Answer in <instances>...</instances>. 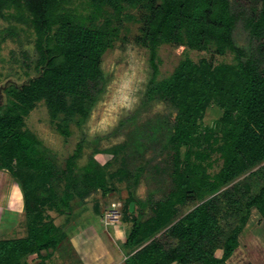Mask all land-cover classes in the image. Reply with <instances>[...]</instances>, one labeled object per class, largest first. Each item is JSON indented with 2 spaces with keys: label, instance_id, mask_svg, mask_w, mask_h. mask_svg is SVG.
<instances>
[{
  "label": "trees",
  "instance_id": "obj_1",
  "mask_svg": "<svg viewBox=\"0 0 264 264\" xmlns=\"http://www.w3.org/2000/svg\"><path fill=\"white\" fill-rule=\"evenodd\" d=\"M72 1L0 0V19L12 8L29 13L40 70L28 83L10 86L8 101L0 106V171L22 191L28 229L23 237L0 239V264L53 261L67 234L47 208L71 212L75 197L113 192L109 178L127 181L131 191L124 212L131 222L127 264H228L252 210L264 214V0H85L94 7L93 16L106 9L119 16L128 6L145 10L138 40L148 47L153 68L146 101L165 100L177 109L169 144L149 140L153 155L143 165L129 162L124 145L114 148V157L123 155L116 171L112 162L101 165L93 156L80 167L83 142L61 169L51 149L24 127L25 116L45 101L68 137V127L57 121L61 115L87 118L106 90L101 64L115 28L87 26L69 6ZM240 26L248 35L246 45L237 41ZM164 43L231 52L235 61L216 65L185 56L171 76L159 79ZM216 100L224 108L217 130L203 129L200 122ZM214 152L223 165L209 174L205 161ZM148 171L158 185L140 198L136 187ZM198 200L181 214L183 206Z\"/></svg>",
  "mask_w": 264,
  "mask_h": 264
},
{
  "label": "rangeland",
  "instance_id": "obj_2",
  "mask_svg": "<svg viewBox=\"0 0 264 264\" xmlns=\"http://www.w3.org/2000/svg\"><path fill=\"white\" fill-rule=\"evenodd\" d=\"M69 6L77 10L79 16L84 17L87 26L104 25L115 28L116 35L112 46L104 53L101 64L107 80L106 90L87 118L81 115L66 118L61 115L57 121L63 122L68 127L70 131L68 137L58 130L45 101L38 102L25 116L24 127L36 134L51 149L61 169L64 168L66 158L75 151L79 142L84 143L82 155L78 159L80 167L87 164L93 156L101 165L112 162L110 169L116 171L122 167V157L127 153L131 164L143 165L145 158L153 155L149 140L158 139L161 144H169L172 134L171 121L177 116L175 106L165 100L146 101L153 68L150 64L148 47L138 40L142 34V16L145 10L128 6L119 16L114 14L112 9L103 10L98 16H93L95 9L85 0H73ZM28 14L24 11L20 15L16 8H12L7 10L4 18L0 19V106L2 107L8 101L6 90L10 86H22L40 74L36 65L37 35ZM109 20L111 25L107 24ZM236 37L240 44L248 43V35L241 26L236 32ZM158 53L159 79L171 76L185 56L191 57L195 62L203 58L213 60L216 65L235 61L231 52L220 55L214 51L197 50L186 45L171 43L162 44ZM223 113L224 108L217 100L213 101L200 122L202 128H212L216 131ZM121 145L126 147L123 155L114 157L112 150ZM184 151L185 148L182 149V154ZM222 165L223 159L219 152L212 153L205 161L209 174L217 173ZM149 174L150 171L142 175L136 187V194L140 198H145L148 192L158 185ZM9 178L7 171L0 172V189L8 185ZM128 184L127 181L118 178H109V186H115V191L103 193L99 189L90 192L84 200L75 197L71 212L59 213L51 207H48L46 212L58 225H64L66 234L80 228H84L87 234L103 228L110 234H117L118 241L124 240L121 249L126 255L129 249L125 247V242L131 229V222L124 216L131 192ZM198 202L199 200L183 206L181 214L192 210ZM96 206L100 209L99 212L95 210ZM116 214L119 215L118 218ZM9 218L12 216L7 213L5 221L0 224L1 235L9 230L8 221H11ZM25 222L24 217L17 228L20 236L27 234ZM63 246L65 244L61 248ZM216 255L221 256L222 250H218ZM56 256L49 264H62V257ZM247 263L264 264V214L256 208L252 210L250 221L240 235V246L228 261V264Z\"/></svg>",
  "mask_w": 264,
  "mask_h": 264
},
{
  "label": "crops",
  "instance_id": "obj_3",
  "mask_svg": "<svg viewBox=\"0 0 264 264\" xmlns=\"http://www.w3.org/2000/svg\"><path fill=\"white\" fill-rule=\"evenodd\" d=\"M0 172L4 173V171ZM10 178L7 179L8 185L0 189V224L5 221L7 213L11 214L12 218L8 221L10 224L8 232L0 234V239H16L25 236H20L17 232V228L25 217L23 194L18 183ZM16 193L21 198L19 201L15 200ZM113 234L105 228L96 229L90 234H87L84 228L76 229L67 234L56 255L62 257V264H78V262L81 264H127L126 255L121 249L124 240L118 241V235ZM63 244L65 246L61 248ZM56 255L54 258L57 257Z\"/></svg>",
  "mask_w": 264,
  "mask_h": 264
},
{
  "label": "bare ground",
  "instance_id": "obj_4",
  "mask_svg": "<svg viewBox=\"0 0 264 264\" xmlns=\"http://www.w3.org/2000/svg\"><path fill=\"white\" fill-rule=\"evenodd\" d=\"M21 198H20V196L18 195V193H16V198H15V200L16 201H19Z\"/></svg>",
  "mask_w": 264,
  "mask_h": 264
},
{
  "label": "water",
  "instance_id": "obj_5",
  "mask_svg": "<svg viewBox=\"0 0 264 264\" xmlns=\"http://www.w3.org/2000/svg\"><path fill=\"white\" fill-rule=\"evenodd\" d=\"M0 103H1V102H0ZM133 207H134V204L132 203V204H131V209H133Z\"/></svg>",
  "mask_w": 264,
  "mask_h": 264
},
{
  "label": "built area",
  "instance_id": "obj_6",
  "mask_svg": "<svg viewBox=\"0 0 264 264\" xmlns=\"http://www.w3.org/2000/svg\"><path fill=\"white\" fill-rule=\"evenodd\" d=\"M116 215H117V218H118L119 215L118 214H116ZM110 216H112V215H110ZM115 219H116V217H115Z\"/></svg>",
  "mask_w": 264,
  "mask_h": 264
}]
</instances>
